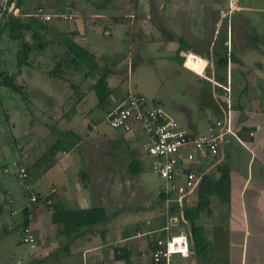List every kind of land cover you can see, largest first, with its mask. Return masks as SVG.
Returning <instances> with one entry per match:
<instances>
[{
    "label": "crops",
    "instance_id": "obj_1",
    "mask_svg": "<svg viewBox=\"0 0 264 264\" xmlns=\"http://www.w3.org/2000/svg\"><path fill=\"white\" fill-rule=\"evenodd\" d=\"M179 1L165 0L159 9L156 0H24L20 8L14 6L15 0L11 4L10 0H0V24L7 10L24 19L38 8L53 14L50 35L59 39L48 47H53L49 64L71 36L108 60L104 65L111 62L127 67L123 73L115 72L105 79L111 90L105 106L99 104L94 86L99 76L85 80L79 76V90L49 76L56 86L63 82V94L48 86L35 87L30 79L23 78L30 92L38 91L48 100H37L43 115L38 123L27 120L26 140L20 156L12 160L28 169L27 181L24 183L19 172L14 175L8 163L2 165L0 264H128L119 257L123 250L130 252L133 264H166L153 259L157 242L181 232L188 236L190 251L174 254L171 264H264V34L255 31L248 14H240L251 9L246 0H238L231 14L230 46L220 7L222 3L231 6L230 1ZM258 13H264V7ZM62 14H72L73 19ZM66 20H72V24L62 22ZM240 20L247 21L243 32L239 31ZM182 23L186 29L178 30ZM251 30L255 34L252 37ZM99 33L107 38L119 35L121 49L106 48L104 52L101 48L107 44L99 42ZM241 35L251 37V43H241ZM10 48L18 62V43L0 31V69ZM47 51L37 53V61ZM225 54L232 59L233 68L231 110L221 84L226 81L219 80L228 73V68L225 72L218 66ZM25 68L48 76L37 65L22 67L21 76ZM132 93L160 104L166 115L190 134L207 132L229 112L232 131L224 134L217 156L200 153L196 164L187 158L189 148L183 149L178 172L167 182L159 173L162 158L149 152L152 136L147 127L137 121L121 128L110 123L111 113L125 105ZM32 105L28 100V110ZM20 139L16 137L17 142ZM57 141L70 148L52 150ZM48 151L51 166L40 160ZM221 166L230 169L229 196L213 192L199 210L195 223L204 239L199 252L194 244L193 222L184 215V208H197L199 186L184 195L178 187L194 168L200 172V182L206 176L219 180ZM83 171L88 174L85 182ZM7 174H13L18 182ZM26 184L33 187L38 201L31 200ZM50 194L61 209L102 207L108 218L68 234L52 219L45 199ZM26 220L36 235L35 246L22 239Z\"/></svg>",
    "mask_w": 264,
    "mask_h": 264
},
{
    "label": "trees",
    "instance_id": "obj_2",
    "mask_svg": "<svg viewBox=\"0 0 264 264\" xmlns=\"http://www.w3.org/2000/svg\"><path fill=\"white\" fill-rule=\"evenodd\" d=\"M13 1L14 0H10V4L13 3ZM23 2L24 0H19L16 7L20 8ZM51 20L43 21L34 15L24 19L14 12L10 14L9 10L5 12V20L0 24V31L1 33L7 32L9 39L16 41L19 45L17 62L18 70L16 72H10L1 68L0 87H7L13 92L27 97L28 100L30 99V90L27 84L20 82L18 77L22 71V67L24 66L37 65L39 68L42 67V64L37 61V53H44L54 42L49 38ZM179 40L182 44H185V40L183 38H179ZM62 44L64 48L56 55V57L54 56L53 64H49L50 67L48 69H43V72L50 77L67 82L69 86L75 90H79L81 87V82L78 80L79 76L82 77L81 80L99 76L94 86L100 98L99 104L102 106L107 105L108 102H110L109 97L111 90L107 87L105 79L112 73H115V70L110 71L107 68L104 69L105 66L102 64V58L96 56L83 44L71 38V36L67 37ZM230 59L231 58H229L227 54L222 55L219 59L218 66L225 70V72L227 71ZM226 79L227 74H224L219 78L221 82H225ZM60 145L61 142L57 141V143L52 147V150L59 148L67 150L70 148V146ZM50 159L51 152L48 151L43 154L40 160L51 166L52 162H50ZM17 165L19 167H23L18 163ZM220 169L222 176L219 180H212L206 176L200 182L198 187L199 202L197 208H184L185 217L193 222L192 234L194 237L195 248L199 252L201 250L200 248L204 245L202 229L195 223L199 210L210 201V195L213 192L224 198L229 196L231 181L230 169L228 166H221ZM81 175L83 181L85 182L88 178V174L83 171L81 172ZM45 199L49 203V207L52 211L53 221L55 223H61L63 225V230L68 234H74L82 228L97 225L104 222L108 218L107 210L102 207L64 210L61 209L57 203H55L54 194L48 195ZM28 224L29 220H26L22 231V239L24 229L29 227ZM119 257L125 259L128 264H133L130 259V252L127 250H123Z\"/></svg>",
    "mask_w": 264,
    "mask_h": 264
},
{
    "label": "built area",
    "instance_id": "obj_3",
    "mask_svg": "<svg viewBox=\"0 0 264 264\" xmlns=\"http://www.w3.org/2000/svg\"><path fill=\"white\" fill-rule=\"evenodd\" d=\"M35 17L49 21L53 14L47 13L44 8H38L34 14ZM66 19H72V14H62ZM232 61L229 60L227 80L221 83L225 89L226 99L229 109L232 108L233 92V74ZM133 121L141 122L152 136V144L149 152L162 158L159 173L167 182H171L177 172L180 163L179 155L183 149L189 148L187 158L191 163L196 164L200 153H206L217 156L223 143L224 134L232 131L230 112L228 117L218 120L212 124L209 130L201 134H190L184 130L179 122L166 115L165 109L158 103H155L145 95L132 93L129 95L125 105L115 109L110 115V123L115 128L129 127ZM9 172V170H6ZM28 171L25 167H19V176L24 181L28 179ZM200 172L194 168L187 173L184 184L178 187L179 192L184 195L191 190L196 189L200 184ZM31 191V200L37 201L39 196L34 192L30 184H26ZM169 229V226L166 227ZM36 235L30 227H26L23 232V241L32 246L36 244ZM188 236L181 232L172 235L166 239H159L157 248L153 252V259L156 263L166 262L171 264L174 254H189Z\"/></svg>",
    "mask_w": 264,
    "mask_h": 264
},
{
    "label": "rangeland",
    "instance_id": "obj_4",
    "mask_svg": "<svg viewBox=\"0 0 264 264\" xmlns=\"http://www.w3.org/2000/svg\"><path fill=\"white\" fill-rule=\"evenodd\" d=\"M163 1L165 0H156V2L154 4L157 5V7L159 8L160 6L163 7ZM176 3H179L180 1L177 0H173ZM194 0H190V3L193 2ZM207 1H211V0H206ZM231 3L230 4H221V9L223 10L222 12V17L225 20V23L227 24L228 27V46H230V43L232 42V28H233V20L231 18V14L234 10H236V6L238 5V0H228ZM174 2H169L171 5H174ZM198 2L200 3V0H198ZM235 3V7H233V3ZM229 3V2H228ZM246 3L251 6L250 10L247 11H243L240 14H248L249 16V22H251V24L254 26V28L256 27L257 30H255L257 33H260L261 35L264 34V13H258L259 10L261 9V7H264V0H246ZM224 4V5H223ZM183 6V5H182ZM181 6V7H182ZM156 7V6H154ZM180 7V6H178ZM184 8V6L182 7ZM235 8V9H233ZM160 9V8H159ZM224 14V15H223ZM222 18V20H223ZM73 19V18H72ZM158 19V18H156ZM241 21V20H240ZM65 22L67 25L72 24V20H66V21H62ZM242 25L241 27L239 26V31L243 32L245 30V28L248 27L247 25V21L246 20H242L240 22ZM246 23V25L244 24ZM156 25H158L157 22H155ZM164 24V23H162ZM184 27L186 29V24H181L180 27H178V30H181V28ZM232 27V28H231ZM188 28V27H187ZM234 30V29H233ZM260 30V31H259ZM234 34V32H233ZM254 34V32L251 30V32H249V35ZM119 36V35H118ZM117 34L115 33L113 38H107L105 35H103L102 33L98 34V40L99 42L103 41V43L106 41V46L103 45V47L101 48L104 52L106 50V48L108 49V51H113V50H120L122 47V40H120L118 38ZM244 36V35H243ZM242 35L239 36V40L241 41V43H248L250 44L252 39L249 36L243 37ZM49 38L53 41H57L59 38L56 37L54 34L50 35ZM89 38L93 39L91 33H89ZM232 46V45H231ZM53 47L51 46V48L47 49V53L46 55H41L40 58L38 59V61L42 64L40 67L41 69H48L49 66V59L48 56L49 54L52 53V49ZM51 50V51H50ZM194 54V53H192ZM16 52L14 53L13 49L10 48L6 51L5 53V61L6 64L4 66V69L10 71V72H16L18 70V63L15 60L16 59ZM4 61V62H5ZM106 63L108 62V60L106 61L104 58H102V63ZM16 63V64H15ZM103 63V65H104ZM104 69L107 68L108 70H115V72L118 73H123L125 71V69L127 67L124 66H115L114 64H112L111 62H109L108 64L104 65ZM25 67V66H24ZM237 68H241L240 65H237ZM24 76H21V74L19 75L18 79L20 82L23 81V78H25V80L28 81V79H30V84H32L35 87H38V85L42 86V87H51L50 90L52 89H56V91L60 90V93H62L61 88H65V86L63 85V82H58V86H56L57 82H52V78L50 79L49 76H42V75H38V71L33 72L32 70H27V68H25L24 70ZM128 73V72H127ZM139 71H137L136 73V78L139 79L140 78ZM190 76H192V79H194V76L191 74ZM187 79H189L187 77ZM196 81V80H194ZM29 84V83H28ZM29 84V86H31ZM60 84V85H59ZM167 86V82L164 83V87ZM59 87V88H58ZM66 89V88H65ZM184 89V88H182ZM185 94V92H184ZM29 96L33 105L29 108L26 107V103L28 101L27 97H24L23 95L19 94V93H15L12 90H10L7 87H0V175L4 176L5 173L2 171V165H4V163H8L9 168L11 171H13L14 175H17L19 172V166L13 164L12 160L15 157H19V151L21 150L22 147V143L26 140V127H27V120H29V122H33V123H38V119L40 116H42V113H39V106H37V100L42 99L44 101H47L48 98L46 96H43L42 93L38 92V91H29ZM28 122V123H29ZM16 137H20L22 139H20V142H17ZM3 174V175H2ZM13 174H7L8 176L12 175V180H14L15 182H18L17 179H15ZM7 176V177H8Z\"/></svg>",
    "mask_w": 264,
    "mask_h": 264
},
{
    "label": "water",
    "instance_id": "obj_5",
    "mask_svg": "<svg viewBox=\"0 0 264 264\" xmlns=\"http://www.w3.org/2000/svg\"><path fill=\"white\" fill-rule=\"evenodd\" d=\"M18 2H19V0H15V5H14V6H16V5L18 4ZM11 13H13V10L10 11V14H11ZM251 129H254V128H250V130H251ZM240 136H241V135H240Z\"/></svg>",
    "mask_w": 264,
    "mask_h": 264
}]
</instances>
